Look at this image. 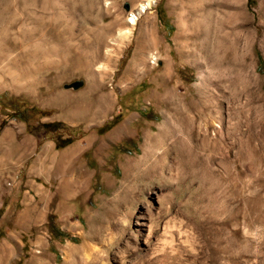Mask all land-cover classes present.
I'll return each mask as SVG.
<instances>
[{
	"label": "rangeland",
	"instance_id": "374dc122",
	"mask_svg": "<svg viewBox=\"0 0 264 264\" xmlns=\"http://www.w3.org/2000/svg\"><path fill=\"white\" fill-rule=\"evenodd\" d=\"M107 1L0 0V264H264V0Z\"/></svg>",
	"mask_w": 264,
	"mask_h": 264
},
{
	"label": "bare ground",
	"instance_id": "6f19581e",
	"mask_svg": "<svg viewBox=\"0 0 264 264\" xmlns=\"http://www.w3.org/2000/svg\"><path fill=\"white\" fill-rule=\"evenodd\" d=\"M154 1L155 0H143L141 3H139V5H137L135 8H133L131 10L130 14H129V19H128L129 23L134 24L136 22L137 18L141 15V13L143 14V12H144V14H145V11H147V10H149L151 8V5L154 3ZM108 2L109 1L106 0V4H108ZM128 32H129L128 28L120 29L118 31V33L116 34V36L113 37L111 40L114 41L116 37L117 38H121V37L123 38V37L127 36ZM108 51L110 52L111 49L107 47L106 48V52H108ZM156 58H157V56L155 54H153L151 63L156 64ZM144 61H145L144 57L138 59L137 61H134V63H133L134 71H137V72L143 71L145 67H141V66L144 64ZM200 79H201L202 87L203 88L206 87V83H207L208 79L205 78L204 76H201ZM255 82H256V80H255ZM202 95L203 96H199L197 98H194V99L189 100L188 102H186L184 104L185 107L182 105L183 107H181L180 110L181 111L182 110H185V111H190L191 110V112H192V110H195L197 112V117L196 118L198 119V117H199V120H198V123H199L198 132H199V138H200V141H201L200 144H206V142L209 141V140H210V143L214 144L216 142V140H217L216 133L214 135L209 134L207 132V127L210 124L215 125L217 128L220 126V122H219V120H220L219 119L220 118V115H219L220 114V112H219V110H220L219 109V107H220L219 106V101L218 102L216 101V103H214L213 101H210V99H208L209 96L206 97L205 94H202ZM215 100H217V99L215 98ZM250 100L251 101L254 100L252 96H251ZM211 102H212L213 106L210 105ZM171 104L173 105L172 108L175 111H177V108H178L177 105H179V104L175 103V102H171ZM214 113H216V114H214ZM260 113L261 114H259V117H257V115H256L257 118H254L252 120V123L250 124V126H251V128H259L261 131H264V111H263V109L261 110ZM228 115L230 116V111L227 113V116ZM179 118H180L181 121H185V120H186V122L189 121V117H188V119L187 118H182V117H179ZM179 118H177V119H179ZM196 118H195V120H196ZM172 121H174V120L167 116V117H165L163 124L159 127V132L157 134H153L152 132L147 133V135H146V144L142 147V153H141V155L138 158H133L131 160V163H130L131 165L132 164H137V165L138 164H142L143 162H146V161H148L150 159L151 160L153 159L154 161L158 160L156 158V156H155V149L153 148L154 142L156 140H159L161 136H164L165 134H168V131H172L171 129H173L174 128L173 126H175V125H173ZM174 129H173V131H174ZM220 131H221V129H220ZM219 142H221V141H219ZM247 142H248V148H250L249 147L250 140L248 139ZM151 143H153V144H151ZM207 144H208V142H207ZM211 147L214 148V146H211ZM248 151H249V149L247 150V152L246 151L245 152H240V157L242 159L243 158L244 159H251V161H254V162L264 159V145L259 146V149L257 148V146H253V147L250 148V152H248ZM167 152H169V151L166 150L163 153L162 158H161L162 160H164L165 156L167 155ZM221 152H222V150H221ZM259 152H261L263 155L261 153H259ZM226 156L227 155L225 153L224 157H226ZM69 250L71 251L72 248H69Z\"/></svg>",
	"mask_w": 264,
	"mask_h": 264
},
{
	"label": "trees",
	"instance_id": "16d2710c",
	"mask_svg": "<svg viewBox=\"0 0 264 264\" xmlns=\"http://www.w3.org/2000/svg\"><path fill=\"white\" fill-rule=\"evenodd\" d=\"M44 125L48 126L50 129H56L61 125V122L58 120H52V121H46L43 122ZM1 126V124H0ZM31 132H33L31 129L29 130ZM35 133V132H33ZM53 140H54V146L55 147H62L66 144H68L72 139L70 136H65L64 138H60L58 133H55L53 135Z\"/></svg>",
	"mask_w": 264,
	"mask_h": 264
}]
</instances>
